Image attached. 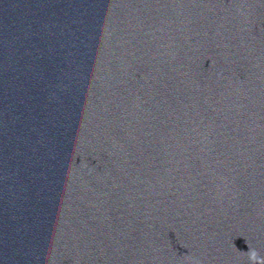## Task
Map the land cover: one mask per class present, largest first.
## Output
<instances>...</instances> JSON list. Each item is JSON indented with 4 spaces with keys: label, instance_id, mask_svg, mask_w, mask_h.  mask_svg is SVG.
<instances>
[{
    "label": "clouds",
    "instance_id": "obj_1",
    "mask_svg": "<svg viewBox=\"0 0 264 264\" xmlns=\"http://www.w3.org/2000/svg\"><path fill=\"white\" fill-rule=\"evenodd\" d=\"M244 254L247 256L249 264H264V257H261L255 248L250 247V250Z\"/></svg>",
    "mask_w": 264,
    "mask_h": 264
}]
</instances>
